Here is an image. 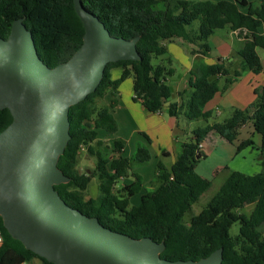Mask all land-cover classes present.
Returning <instances> with one entry per match:
<instances>
[{
    "label": "trees",
    "instance_id": "obj_1",
    "mask_svg": "<svg viewBox=\"0 0 264 264\" xmlns=\"http://www.w3.org/2000/svg\"><path fill=\"white\" fill-rule=\"evenodd\" d=\"M83 7L94 14L115 38H139L136 49L140 61H118L106 65L104 76L83 101L70 107L68 120L70 140L59 157L57 167L68 177L66 184L54 186L69 207L83 215L97 218L111 231L133 239L150 238L163 242L160 258L167 261H198L222 248V264H264V85L255 91V100L245 110H233L231 116L218 123L196 127L180 154L167 170L158 166L156 188L141 195L133 206L130 199L142 190L138 176L131 174V162L144 164L150 154L139 146L132 160L121 155L122 146H112L99 139V134L114 135L117 124L104 105H98L105 94L115 91L126 79H131L134 100L151 112H160L170 101L171 90L166 83L173 70L164 65H152L153 57L167 54L165 42L181 39L196 47L192 54L206 55L209 38L218 29L239 31L243 44L237 51L240 67L233 72L218 61L202 64L189 73L187 89L178 93L179 103H170V117L184 114L189 121L207 120L205 106L213 97L229 87L243 71L254 75L262 72L257 49L264 51V0L260 4L245 0H81ZM242 9H246L242 12ZM24 18L23 24L32 34L40 60L54 68L70 59L82 44L83 25L73 8V0H0V37L6 39L12 23ZM198 22V26L194 25ZM243 32L245 34L243 35ZM119 68L118 80H111L109 71ZM224 79L222 88L219 79ZM12 122L7 109L0 110V133ZM248 123L260 137L258 158L261 171L245 175L233 171L210 199L204 209L188 221L184 216L191 210L211 182L198 176L195 168L204 158L199 145L210 134L236 147V152L253 147L252 139L239 140V131ZM96 158L94 168L78 170L81 151ZM198 157V158H197ZM133 178L130 184L116 188L120 180ZM96 182V197L87 198L92 180ZM253 205L250 214L242 212ZM239 223L237 236L229 233ZM3 246L0 264H52L38 257L17 240L11 238L0 217Z\"/></svg>",
    "mask_w": 264,
    "mask_h": 264
},
{
    "label": "water",
    "instance_id": "obj_2",
    "mask_svg": "<svg viewBox=\"0 0 264 264\" xmlns=\"http://www.w3.org/2000/svg\"><path fill=\"white\" fill-rule=\"evenodd\" d=\"M73 8L84 28L82 44L54 68L40 60L24 18L0 37V110L12 116L0 133L4 228L52 264H222V248L198 261L162 259L163 242L111 231L66 205L54 189L69 181L57 163L70 140V107L96 90L107 64L141 60L138 37H112L81 0H73Z\"/></svg>",
    "mask_w": 264,
    "mask_h": 264
},
{
    "label": "crops",
    "instance_id": "obj_3",
    "mask_svg": "<svg viewBox=\"0 0 264 264\" xmlns=\"http://www.w3.org/2000/svg\"><path fill=\"white\" fill-rule=\"evenodd\" d=\"M245 1L252 3L250 0ZM256 1L257 3L255 4H260L263 0ZM245 11L246 9H242V12ZM231 33L242 45L243 39L241 38V33L239 31H231ZM259 33L264 36V25L259 28ZM244 34L245 32H243V35ZM215 37L216 36L213 34L209 38L210 51L208 54H211L213 50L216 51L219 48L224 49V51H222L223 57H219L220 55L218 54L217 62L219 60L223 61L224 58L227 60L231 54H237L234 52L233 47H230V44L226 39ZM166 44L164 45L167 49ZM193 49L196 50L195 47H193ZM257 54L261 61L262 72L259 75H254L250 71L245 70L229 87L219 91L205 106V111L209 112L211 114L210 116H213L214 114L220 116L224 112H228L229 116H231L233 110H245L254 102L255 91L260 90L264 85V61L258 52ZM165 56L166 55L161 58L164 59ZM193 57H200L204 58V60H209L206 55L203 56L199 53L193 54ZM213 64L215 63L211 61L205 65ZM200 65L202 64H186V75L183 78L181 85L174 87L169 84L171 90L170 101L168 102V105L165 104V108L160 112L151 113L143 107L141 102L133 99L134 95L131 79H126L121 82L115 91L107 92L101 101V105L110 109L117 124V132L114 135L101 133L99 134V139L107 142L110 146L115 142H118L122 146L121 155L130 160L134 158L139 146L146 148L150 154L148 162L144 164L131 162L130 165L131 174L133 176H138L142 183L141 192L130 199V203H133V206L139 205L142 194L151 192L156 188L155 180L158 175V166L161 165L167 170H170L180 154L182 144L190 137L191 132L195 129L191 127L190 121L185 118L183 113L177 118L170 117L166 107H168L171 102L179 103L178 93L187 88L190 71ZM240 65V63L228 64V68L233 72L234 70H237ZM109 75L111 80H118L121 75V70L119 68H113L109 71ZM222 80L223 78L219 79V86ZM180 117H184L186 121H189L187 122L188 124L185 129H180ZM238 139H252L254 145L253 147L246 148L237 153L236 147L230 144L234 149V153L228 161L225 162L223 168L228 170L229 173L233 171L245 175L259 173L261 167L257 149L260 145V137L254 133L250 123L240 129ZM219 143L214 146V149L209 148L207 152L211 153L212 150L215 151L216 149L221 148L220 145L223 147V144H221V142ZM201 145V150L203 152L205 144L202 143ZM132 181L133 178L131 180H120L116 188L125 184H130ZM92 183H94L93 187L95 194L94 196L88 195L87 198L96 197V182L92 180L89 184L88 190Z\"/></svg>",
    "mask_w": 264,
    "mask_h": 264
},
{
    "label": "rangeland",
    "instance_id": "obj_4",
    "mask_svg": "<svg viewBox=\"0 0 264 264\" xmlns=\"http://www.w3.org/2000/svg\"><path fill=\"white\" fill-rule=\"evenodd\" d=\"M174 1L175 0H171V4ZM210 1L216 2L219 0H210ZM237 1H240V0H237ZM250 2L254 4L257 3L256 0H250ZM194 25L197 27L198 22H195ZM214 36H216L215 38L221 37L223 39H226L228 43L230 44V47H233V50L236 53L239 50V47L241 46V43H239V41L235 37H233L231 31L228 28L216 30L214 32ZM165 44L167 46V49H166L167 54L164 57V59H162L161 57H158V58L153 57L151 60V63L154 66L164 65L167 68H171L173 70V75L167 77L166 83L168 85L169 84L173 85L174 87L176 86L178 87L179 85H181V82L186 75V68H185L186 64H189V65L208 64V62L210 63L211 61L214 63H217L218 54L220 55L219 57H223L222 51H224V49L219 48L216 51L213 50L211 54H208V53L206 54V57L209 58V60H204V58H200V57L194 58L192 54V50H193V47L195 46L194 45L191 46V44L185 41H182L181 39H174V40L165 42ZM208 44H209V41H208ZM256 51L260 54L262 60L264 61V51L262 49H257ZM222 62L228 65V64H239L241 61L237 54H234V55L231 54L227 60L224 58ZM223 85H224V79L220 82V88H222ZM97 102H99L98 105H101V101H97ZM229 117L230 116L228 112L226 113L224 112L220 116H216L214 114L213 116H210L207 120L199 119V120L190 121V124H191V127L194 129L196 127H204L207 124L222 122L228 119ZM179 121H180L179 123L180 129H185L188 124L187 122H189V121H186L184 117H180ZM188 140L189 138L186 139V141ZM219 142L223 144V147L222 145H220L221 148L216 149L215 151L212 150L211 153L207 152L209 148L214 149V146ZM204 144H205V147L203 149V153L205 154V157L201 158L198 161L197 167L195 168V173L198 176L209 180L211 182V186L207 189V191H205L201 195V197L197 200V202H195L191 206V210L185 214L184 216L185 221H188L192 216L197 215L198 213L201 212L202 209L206 207L210 199L218 192L221 185L226 181L229 174L231 173V172L229 173L228 170L223 168V166L225 165V162H227L228 159L234 153V149L230 145V143L223 141L216 134H210L204 141ZM96 161L97 160L95 157L88 156L85 150H83L81 151V155L79 158L78 170L80 172H83L87 168L93 169ZM128 179L131 180L132 178L129 177ZM93 181L95 182L94 179ZM93 184L94 183H92L90 189L87 191L86 197L88 195L94 196L95 192H94ZM155 184H156V181H155ZM131 205H133V203H131ZM252 211H253V205L246 206L242 210V212L246 214H250ZM261 230L264 235V228H261ZM238 231H239V223H235L231 226L229 233L232 237H235L237 236ZM30 264H40V261L38 259H35Z\"/></svg>",
    "mask_w": 264,
    "mask_h": 264
},
{
    "label": "built area",
    "instance_id": "obj_5",
    "mask_svg": "<svg viewBox=\"0 0 264 264\" xmlns=\"http://www.w3.org/2000/svg\"><path fill=\"white\" fill-rule=\"evenodd\" d=\"M201 147H202V145L200 144V145H199V148L201 149ZM3 241H4V239H3V234H2V232H1V230H0V249H1L2 246H3Z\"/></svg>",
    "mask_w": 264,
    "mask_h": 264
}]
</instances>
